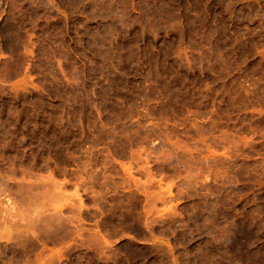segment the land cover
Here are the masks:
<instances>
[{
  "label": "rangeland",
  "instance_id": "1",
  "mask_svg": "<svg viewBox=\"0 0 264 264\" xmlns=\"http://www.w3.org/2000/svg\"><path fill=\"white\" fill-rule=\"evenodd\" d=\"M0 264H264V0H0Z\"/></svg>",
  "mask_w": 264,
  "mask_h": 264
},
{
  "label": "bare ground",
  "instance_id": "2",
  "mask_svg": "<svg viewBox=\"0 0 264 264\" xmlns=\"http://www.w3.org/2000/svg\"><path fill=\"white\" fill-rule=\"evenodd\" d=\"M82 202V201H81Z\"/></svg>",
  "mask_w": 264,
  "mask_h": 264
}]
</instances>
